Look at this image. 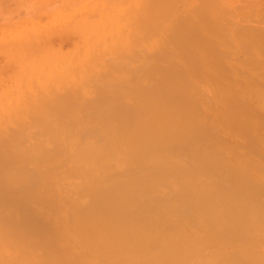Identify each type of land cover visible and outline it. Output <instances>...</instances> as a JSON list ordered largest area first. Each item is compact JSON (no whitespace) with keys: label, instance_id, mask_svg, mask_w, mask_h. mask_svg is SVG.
Returning a JSON list of instances; mask_svg holds the SVG:
<instances>
[{"label":"bare ground","instance_id":"1","mask_svg":"<svg viewBox=\"0 0 264 264\" xmlns=\"http://www.w3.org/2000/svg\"><path fill=\"white\" fill-rule=\"evenodd\" d=\"M148 1H119L83 62L118 71L36 103L33 147L0 144L24 146L0 169V264H264V30L248 2L236 30L220 0Z\"/></svg>","mask_w":264,"mask_h":264},{"label":"rangeland","instance_id":"2","mask_svg":"<svg viewBox=\"0 0 264 264\" xmlns=\"http://www.w3.org/2000/svg\"><path fill=\"white\" fill-rule=\"evenodd\" d=\"M119 1L122 2V0H0V144L9 136H11L10 140L14 139L17 143L18 139L16 136H23L25 138L24 143H28L27 147L31 145L33 147L36 143V137H33V134H35L37 128L32 126L31 122L35 119L34 112L36 109L34 105L36 103L45 100V102L59 104L65 101L59 99L58 95L61 94V91H71L79 89L81 86L87 89L89 85H92L89 80H92L94 77L100 78L111 72L109 65L115 66L113 73L116 72V69L117 71L119 70L116 59L112 61L113 65L109 62L92 64V67L89 68L96 67L92 72L91 70L85 71L86 67L83 66V62L94 60V55L101 46L105 45L108 37L111 40L114 39L112 38V31L102 35L98 34L97 31L114 25L115 23H112L114 20L115 22H119L116 20L117 12L115 9L117 6H120ZM221 1L223 2L224 0ZM225 1L226 4L227 2L229 3L227 6L222 2L220 3L225 13L221 7L223 17L219 14V16L221 15V20L226 19L224 25L229 23L228 27L233 26L232 24L230 25V22L235 24L236 22L233 21L235 18L241 20L243 13L247 14L243 17L249 19L247 8H242L247 10V12L242 10V16L239 15L241 9L238 12V9L241 8L239 6H244L245 2H248V5H250L249 11L252 13L251 19L253 20H249L252 22L248 23V19L246 21L244 18L246 22H243L242 19L241 22L247 26L244 31H252L254 28L255 30H264V0ZM148 2L153 3V0H149ZM215 4L217 3L215 2ZM136 5L132 1L129 8L131 9ZM228 7H231L229 12L231 9L235 10V12L234 10L232 11L234 16H229L232 15V12L228 15V10L226 11ZM228 16L232 19L235 18L232 20ZM227 20H230V22ZM143 22H134L133 26H138ZM185 23L196 27V20L190 16H186ZM236 25H241V28L242 26L244 28L242 23H236ZM252 25L253 29L250 28ZM230 27L229 29H232ZM233 29L243 30L234 26ZM132 30L131 26L125 28L127 38ZM127 40L124 39V42ZM234 49L232 48V50ZM241 53V51L239 53L235 51L231 55L232 58L229 59L230 63L224 64L226 66V73L233 71L234 66L239 64L235 68L237 70L239 67L240 70L238 69V72L234 70L237 73L236 78H238L236 81L242 78L241 63L238 60L236 61L238 54L240 55ZM242 55L239 58L241 57L242 59ZM262 57L264 58L263 55ZM131 63L130 59H123L121 62V64ZM61 64H65L66 68L60 70ZM223 71L221 70L222 73H225ZM239 71L241 72L239 73ZM256 82H263L262 86H264V81L259 80ZM262 89L264 90V87ZM231 91L234 92L235 88ZM93 92H95V89L93 90L92 87L90 98L93 97ZM237 92L238 89L234 93ZM129 101L133 102L134 100L130 99ZM50 111L51 108L49 107L46 112L36 116H40L43 119ZM258 111L260 112L257 117L260 118L263 113L262 110ZM223 137L228 143L238 140L227 134ZM14 143L11 145H14ZM17 145H21L18 149V153H20V150L24 146L20 143ZM8 148L13 150H8ZM5 149L8 150L9 154H6L7 157L4 158L5 155H1L0 153V169L2 171L7 168L6 165L8 163H10L9 165L12 163V161L8 160L10 154H13L14 157L20 156V154H16L18 150L15 151L16 148L14 149L10 145ZM5 149H2V151ZM236 153L243 155L244 149H237ZM9 165L8 167H10ZM12 165L14 167L15 162ZM126 182L127 178L124 176L120 177L116 184L122 187ZM76 244L77 242L74 241L70 248L72 249ZM23 259L22 263L33 264L31 259Z\"/></svg>","mask_w":264,"mask_h":264}]
</instances>
